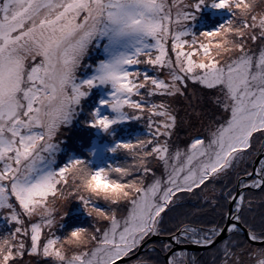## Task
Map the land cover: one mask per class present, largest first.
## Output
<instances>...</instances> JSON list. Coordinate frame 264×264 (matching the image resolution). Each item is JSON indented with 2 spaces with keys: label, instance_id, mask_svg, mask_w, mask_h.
I'll list each match as a JSON object with an SVG mask.
<instances>
[{
  "label": "snow or ice",
  "instance_id": "snow-or-ice-1",
  "mask_svg": "<svg viewBox=\"0 0 264 264\" xmlns=\"http://www.w3.org/2000/svg\"><path fill=\"white\" fill-rule=\"evenodd\" d=\"M206 4L231 18L196 35ZM96 88L88 127L147 135L108 149L122 164L58 166L61 128ZM97 177L106 189L86 196ZM74 202L100 218L86 243L89 229L63 231ZM126 258L264 264V0H0V264Z\"/></svg>",
  "mask_w": 264,
  "mask_h": 264
},
{
  "label": "rangeland",
  "instance_id": "rangeland-1",
  "mask_svg": "<svg viewBox=\"0 0 264 264\" xmlns=\"http://www.w3.org/2000/svg\"><path fill=\"white\" fill-rule=\"evenodd\" d=\"M207 13L210 14V18L213 19L215 22V26L212 29H209V31L211 30H215L216 28L219 27V25L225 23L228 19L231 18V14L228 13L226 10H217L212 8L211 6H209L208 4L204 5L201 7V10L199 13L196 14V19L194 21H189L187 24V27L191 29V31L196 34V29L198 28V30L204 29L202 27H205L209 24H207V21L204 19H207V17H205L206 15H208ZM201 33V32H200ZM199 35V34H196ZM102 58L101 53L98 50H93L90 53V57L88 58V60L86 62L88 63H95V61H97L98 59ZM88 73L83 72V70H81L80 75L81 76H85ZM107 89L104 88H96L93 89L90 96L82 101V113H84V118H80V117H76L75 119L77 120V124H81L84 126V128H86L87 131L90 132L93 131L92 128L87 126L88 121L90 120V113L99 106V101L102 98H106L107 96ZM94 101V103H93ZM181 104L183 102H180ZM102 114L104 115H109V117L111 118L114 114L111 113L106 107L104 109H102ZM184 113L181 112V115H183ZM74 121V120H73ZM73 121L71 123V125H73ZM141 125V123H139ZM123 124L114 126L113 129L111 130L112 133H114V135H108L104 132H102L99 129H94L95 131H93V133H95L96 137H94L88 147V151H89V155H90V162H91V166L93 169H99L101 167H107L108 164H112V165H117L119 164V159L120 157H123L122 153H110L108 151L109 148H111L116 142H129L130 138L129 137H125V138H121V134L123 131L118 130L119 127H121ZM136 126V124H135ZM134 126V127H135ZM191 131V129H181L179 131V135L177 138H174L175 142L180 144L181 147H183V145L188 141L189 137H188V132ZM145 131H141V134L139 135L138 132H133L132 129H128V133L131 134L132 137H143L147 135V132ZM61 133H59L60 136ZM195 134V133H193ZM82 135V134H81ZM80 135V136H81ZM136 138H134L136 140ZM69 139V133L66 136V138H60L61 144H60V152L57 155V160H56V164L59 163V159L62 157V159L64 160V164H66L68 162L69 159H84V157H81L80 155V151H76L75 149H71L68 153V156H65V150L67 151V147L64 146L65 142H68ZM92 153H94V155H91ZM75 154V155H73ZM67 159V160H66ZM127 161V160H126ZM124 161V162H126ZM123 162V163H124ZM63 165V164H62ZM61 165V166H62ZM159 172V169L157 170ZM102 203V202H101ZM81 215L84 217H86V222L83 221L82 219L78 221H81L82 225L78 226V224L73 222V218H75V216ZM91 218L88 217L85 212L83 211L82 207L79 205L78 202H74L70 208H69V214L68 216L65 217L64 220V230L63 231H71L76 227H91V223H90ZM208 257V256H207ZM136 258V257H134ZM133 258V259H134ZM128 261V260H127ZM126 262V261H125Z\"/></svg>",
  "mask_w": 264,
  "mask_h": 264
},
{
  "label": "trees",
  "instance_id": "trees-1",
  "mask_svg": "<svg viewBox=\"0 0 264 264\" xmlns=\"http://www.w3.org/2000/svg\"><path fill=\"white\" fill-rule=\"evenodd\" d=\"M208 15H206L205 17H207V19H204L207 21V26L205 27H202L204 29L201 30H198V28L196 29V34H200V32H204V31H209V29H212L216 24L213 19L210 18V14L207 13ZM211 31V30H210ZM94 103V101H93ZM84 113H82L81 111L79 112V115L77 117H80V118H84ZM140 122H137V121H129L127 123H124L121 127L118 128V130L120 131V134H121V131L122 134H121V138H125V137H129L130 138V141L131 142H135V139L136 137H132L130 133H128V129H132L133 132H138L139 135L141 134V131H145V128L143 126V124H139ZM136 124V126H135ZM135 126V127H134ZM93 131L94 128H92ZM93 131L90 130L87 131L86 128H84L83 125L81 124H77V120L74 119L73 121V125H68L66 127H62L61 128V131H60V136L59 138H66V136L68 135L69 133V139H68V142H65L64 146L67 147V151L65 150V156L67 155L68 156V153L71 149H75L76 151H80V155L81 157H84L85 160H88L90 161V155H89V151H88V147L92 141V139L94 137H96L95 133H93ZM146 133V132H145ZM82 134V135H81ZM81 135V136H80ZM120 153V152H118ZM123 154V157H120V159L118 160L119 161V164H122L124 161L128 160L129 158L124 154ZM75 155V154H73ZM67 160V159H66ZM64 160L62 159V157L59 159V163L57 164L58 166H61L62 164H64ZM80 218V220L82 219L83 221L86 222V217L81 216V215H78V216H75V218H73V222L78 224V226L82 225L81 221H78Z\"/></svg>",
  "mask_w": 264,
  "mask_h": 264
},
{
  "label": "clouds",
  "instance_id": "clouds-1",
  "mask_svg": "<svg viewBox=\"0 0 264 264\" xmlns=\"http://www.w3.org/2000/svg\"><path fill=\"white\" fill-rule=\"evenodd\" d=\"M185 3H189L190 0H184ZM107 185L105 183V180L101 177H97L96 179L92 180L90 182V185L88 187V189L85 190V195H89L90 192L92 191H95L97 189H106ZM93 199L95 200L96 197H93ZM68 202L66 201H58L57 203V206L60 207V208H64L66 205H67ZM85 214L88 216V217H91V220H90V223L91 225H95L96 223L99 222V219L95 213L91 212V210H89L88 212H85ZM86 229H89L87 232L83 233V237H84V242L86 243L87 242V237L91 235V230L89 227H85Z\"/></svg>",
  "mask_w": 264,
  "mask_h": 264
},
{
  "label": "flooded vegetation",
  "instance_id": "flooded-vegetation-1",
  "mask_svg": "<svg viewBox=\"0 0 264 264\" xmlns=\"http://www.w3.org/2000/svg\"><path fill=\"white\" fill-rule=\"evenodd\" d=\"M176 250L177 251L185 250V251H188L190 255H196L197 257H201V258H204V259L208 258L207 257L208 256L207 251H205L204 249L198 248L196 246H178L176 248ZM138 255L139 256H143L144 255L143 249L141 250V252ZM161 261H163V257H161ZM125 264H130V262L126 261Z\"/></svg>",
  "mask_w": 264,
  "mask_h": 264
},
{
  "label": "water",
  "instance_id": "water-1",
  "mask_svg": "<svg viewBox=\"0 0 264 264\" xmlns=\"http://www.w3.org/2000/svg\"><path fill=\"white\" fill-rule=\"evenodd\" d=\"M134 258V257H133ZM125 261H127V258H126V260Z\"/></svg>",
  "mask_w": 264,
  "mask_h": 264
}]
</instances>
